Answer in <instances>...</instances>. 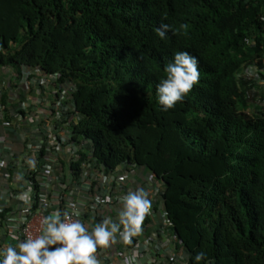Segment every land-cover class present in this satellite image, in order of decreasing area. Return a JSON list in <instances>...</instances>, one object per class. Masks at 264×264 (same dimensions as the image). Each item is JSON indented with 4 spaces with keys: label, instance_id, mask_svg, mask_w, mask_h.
I'll list each match as a JSON object with an SVG mask.
<instances>
[{
    "label": "trees",
    "instance_id": "trees-1",
    "mask_svg": "<svg viewBox=\"0 0 264 264\" xmlns=\"http://www.w3.org/2000/svg\"><path fill=\"white\" fill-rule=\"evenodd\" d=\"M180 50L199 79L162 111L155 85ZM250 63L264 68V0H0V76L40 67L75 85L76 134L107 171L161 182L186 264H264V91L237 76Z\"/></svg>",
    "mask_w": 264,
    "mask_h": 264
},
{
    "label": "built area",
    "instance_id": "built-area-1",
    "mask_svg": "<svg viewBox=\"0 0 264 264\" xmlns=\"http://www.w3.org/2000/svg\"><path fill=\"white\" fill-rule=\"evenodd\" d=\"M241 76L264 83V68L249 65ZM74 90L62 74H43L40 67L23 66L13 83L0 76V238H34L42 218L54 210L62 219L67 212V220H79L89 230L103 218L115 220L120 197L136 190L126 180L146 173L147 189L155 194L147 195L150 209L144 218L149 222L142 220V230L128 241L117 233L107 246H98L95 255L99 264H167L175 237L168 233L169 218L157 203L161 185L145 168L122 164L107 171L98 163L75 132L80 115ZM77 162L80 170L71 166Z\"/></svg>",
    "mask_w": 264,
    "mask_h": 264
},
{
    "label": "clouds",
    "instance_id": "clouds-1",
    "mask_svg": "<svg viewBox=\"0 0 264 264\" xmlns=\"http://www.w3.org/2000/svg\"><path fill=\"white\" fill-rule=\"evenodd\" d=\"M185 27L184 24L180 25L181 30ZM169 29V24L161 23L155 31L163 39ZM171 31L175 34L177 29L171 28ZM249 65L256 63L245 66L237 76L248 81L247 88L253 85L252 91L260 96L264 83L241 76ZM163 73L155 85V92L161 110L167 111L182 101L198 81L197 59L188 51H176L164 66ZM255 88H259V91H255ZM149 209L150 200L146 191L137 188L120 197L115 220L103 218L90 230L79 220H67V212L63 213L65 219H62L61 212L54 210L42 218L40 233L34 238L19 240L15 246H0V264H99L95 255L97 247L107 246L117 233L123 241H128L131 235L140 231L141 221ZM204 256L203 251H197L192 256L193 264H199Z\"/></svg>",
    "mask_w": 264,
    "mask_h": 264
},
{
    "label": "crops",
    "instance_id": "crops-1",
    "mask_svg": "<svg viewBox=\"0 0 264 264\" xmlns=\"http://www.w3.org/2000/svg\"><path fill=\"white\" fill-rule=\"evenodd\" d=\"M126 184L128 185V187L132 186V187H135L136 189L137 188H143L146 191L148 196L155 195L152 191L150 192L147 189V187L149 185V180H148V175L146 173L144 175L143 174L132 175L131 177H129L126 180ZM159 185H161V182H159ZM158 200H159V198H158ZM157 221L159 222V220H157ZM157 221L154 222V226L147 228V231H146L147 234L149 231H152V229L155 228V223ZM140 230H142V228H140ZM168 233H171V230H169ZM11 241H12V239L6 235H4L3 237L0 238V243H3L4 246H5V242L10 243ZM171 245H172L173 249L170 250V256L174 257V258L170 257V260L167 264H186L187 258H188L187 253L182 248H178L177 245L175 244V242L171 243Z\"/></svg>",
    "mask_w": 264,
    "mask_h": 264
},
{
    "label": "rangeland",
    "instance_id": "rangeland-1",
    "mask_svg": "<svg viewBox=\"0 0 264 264\" xmlns=\"http://www.w3.org/2000/svg\"><path fill=\"white\" fill-rule=\"evenodd\" d=\"M16 81H17V79L14 80V82H16ZM255 91H259V88H255ZM8 237L11 238L10 236H8ZM15 244H16V241L14 239H12V241L10 243L5 242V246H7V245L15 246ZM0 246H4L3 243H0Z\"/></svg>",
    "mask_w": 264,
    "mask_h": 264
}]
</instances>
